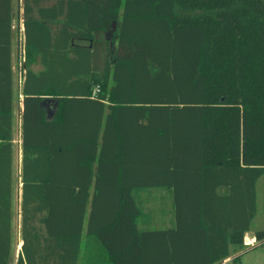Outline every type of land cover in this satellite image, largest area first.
<instances>
[{
    "label": "trees",
    "instance_id": "1",
    "mask_svg": "<svg viewBox=\"0 0 264 264\" xmlns=\"http://www.w3.org/2000/svg\"><path fill=\"white\" fill-rule=\"evenodd\" d=\"M13 2L0 0V264L13 242ZM16 3L15 264H220L264 246V0ZM153 187L171 190L170 228L139 227L138 191Z\"/></svg>",
    "mask_w": 264,
    "mask_h": 264
},
{
    "label": "rangeland",
    "instance_id": "2",
    "mask_svg": "<svg viewBox=\"0 0 264 264\" xmlns=\"http://www.w3.org/2000/svg\"><path fill=\"white\" fill-rule=\"evenodd\" d=\"M14 4V21H13V38H12V71H13V88L15 94V110H14V147L15 152L18 151V137H19V86L21 82V75L22 71L26 67V60L23 50L18 46V35H17V25L19 15L17 12V3L16 0L13 2ZM113 34V32H111ZM32 69H37V63H31L29 65ZM17 97V98H16ZM47 112L50 117V113H53L54 110V103H48L46 105ZM15 169L13 172V179H14V187H13V255L15 249L17 248V243L19 242L18 239V211H19V197H18V186L16 185V179L18 177V161L15 160ZM258 195H259V212L254 221V227L264 228V179L260 182L258 187ZM250 238L249 234L246 235V240L248 241ZM250 245L254 244L253 240L252 243L249 242ZM248 245V244H247ZM223 264H264V246H255L254 248L247 249L242 252L239 256V260L237 262L232 261L230 258L224 261Z\"/></svg>",
    "mask_w": 264,
    "mask_h": 264
},
{
    "label": "crops",
    "instance_id": "3",
    "mask_svg": "<svg viewBox=\"0 0 264 264\" xmlns=\"http://www.w3.org/2000/svg\"><path fill=\"white\" fill-rule=\"evenodd\" d=\"M20 1V0H19ZM19 11L18 25L21 26L22 19ZM21 96H19L20 98ZM14 134V117H13V133ZM20 119H19V137H18V151L15 152V143L14 138L13 142V153H12V188L14 187L13 172L15 169V160L18 161V174L20 169ZM16 185L18 186V194L20 193V180L19 177L16 179ZM19 197V195H18ZM138 197L141 201L143 207V215L139 220V227L144 228L148 226L150 230H160L167 229L173 225V198L171 190L162 188V187H153L146 190L138 191ZM19 218V215H18ZM18 239H19V220H18ZM12 232H13V200H12ZM13 239V238H12ZM245 241L246 238H245ZM247 242H252L251 238H248ZM20 240L17 243V248L14 251L13 255V242L12 249L10 253V264H15L16 258L20 251ZM227 259V258H226ZM225 259V260H226Z\"/></svg>",
    "mask_w": 264,
    "mask_h": 264
},
{
    "label": "built area",
    "instance_id": "4",
    "mask_svg": "<svg viewBox=\"0 0 264 264\" xmlns=\"http://www.w3.org/2000/svg\"><path fill=\"white\" fill-rule=\"evenodd\" d=\"M252 243V242H251ZM245 244H249V242L245 241ZM228 259V258H227ZM226 259V260H227ZM225 260H223L220 264H223Z\"/></svg>",
    "mask_w": 264,
    "mask_h": 264
}]
</instances>
